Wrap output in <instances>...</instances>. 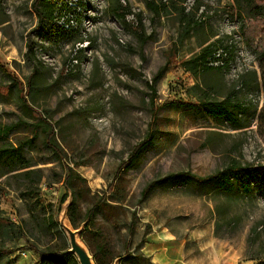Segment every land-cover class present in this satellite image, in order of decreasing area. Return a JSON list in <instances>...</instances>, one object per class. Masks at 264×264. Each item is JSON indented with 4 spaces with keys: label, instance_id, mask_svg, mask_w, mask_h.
<instances>
[{
    "label": "rangeland",
    "instance_id": "obj_1",
    "mask_svg": "<svg viewBox=\"0 0 264 264\" xmlns=\"http://www.w3.org/2000/svg\"><path fill=\"white\" fill-rule=\"evenodd\" d=\"M35 1L0 0V60L25 84L40 67L26 100L0 68V130L14 127L0 136V149L23 143L30 162L14 170L12 158H0V264H40L35 248L70 249L62 225L73 202L66 165L86 179L73 181L80 225L71 224L92 255L103 250L111 264H264V183L246 194L213 183L159 182L140 201L152 181L179 172L207 176L241 151L248 161L264 162L258 116L234 130L200 102L213 89L225 94L244 70L258 68L234 1L148 0L162 7L158 13L147 0H69L78 5L68 31L55 26L52 7L39 27ZM183 7L199 21L186 38ZM212 43L235 47L230 69L187 70L184 61ZM240 95L250 100L258 92ZM40 114L55 124L62 159L46 143ZM161 252L165 261L155 259Z\"/></svg>",
    "mask_w": 264,
    "mask_h": 264
},
{
    "label": "trees",
    "instance_id": "obj_2",
    "mask_svg": "<svg viewBox=\"0 0 264 264\" xmlns=\"http://www.w3.org/2000/svg\"><path fill=\"white\" fill-rule=\"evenodd\" d=\"M184 3L187 0H182ZM238 11V16L241 22V32L246 44L256 54V60L258 68L244 70L232 85V87L225 94H220L219 91L213 89L206 92L201 98V104L208 110L209 114L212 115L216 120L227 121L234 130H242L251 126L246 120L252 115L258 116V127L257 132L264 141V0H233ZM78 5L69 0H36L34 7L39 16V27H41L47 18V8L52 7L50 16L55 20V26L62 28L64 31H68L72 28V21L75 19L70 18L72 11L75 9L74 6ZM149 8L160 13L162 7L153 1L147 0ZM199 8V7H198ZM186 7L182 8L181 19L185 23L183 30V37H189L193 29L199 24V21L192 17L191 11H186ZM114 14L125 24L128 25L126 14L121 13L118 7H114ZM142 22V21H141ZM142 24V23H141ZM142 26V25H141ZM217 44V45H215ZM29 51L32 50V40L28 41ZM220 49H224L228 53L229 58L224 67H212L208 65V59L213 57ZM236 58V51L233 45L222 46L220 43H212L206 46L203 51L196 57L184 61V65L187 70L195 73L198 69L203 71L210 69H230L231 62ZM0 68L3 72L8 74L15 84H19L22 87V96L26 100L36 85V78L40 72L39 64L35 65V68L29 76L27 84L23 83L18 77L13 75L7 66L0 60ZM163 70L159 71L155 77L154 83L151 85L154 92H156L155 83L161 76ZM258 92V95H254V99L247 100L242 95V92ZM261 97V100H257V97ZM262 106L259 108L261 105ZM182 101L177 100L174 103H181ZM173 103V104H174ZM28 104V101H27ZM253 113L250 111L253 110ZM33 111H37L32 107ZM244 115H247L244 118ZM41 116V120L46 124V143L50 145L56 154L62 159L64 154L62 148L56 140V128L55 124L46 117ZM13 125L7 126L4 130H0V136L2 134L8 136L13 131ZM154 136H148V138L140 143L132 152L130 159L120 165L115 179L120 176L121 171L129 166L142 146H146L153 142ZM25 144L20 143L19 145L12 144L11 146L0 149V158L4 155L9 156L16 162L14 170L17 167L27 168L30 162L25 159L23 147ZM68 174L65 178L67 185L73 186V202L70 205L68 216L75 228L80 225L77 219L78 207V190L74 187L75 177L82 181L86 179L75 171L71 165H66ZM113 180V181H114ZM180 181L187 182H199V183H213L220 189L226 192H232L236 189L243 191L246 194H251L254 191L255 185L264 183V162L262 161H248L245 159L242 151L238 155H233L230 162L224 169L217 170L216 172L207 176H199L190 172H179L172 173L160 180L152 181L142 191L141 202L144 201L148 195L154 190L159 182L166 183H177ZM113 184V183H112ZM66 201L64 197L61 203ZM93 215V208H89L87 216ZM135 217L136 212L133 213V218L130 224V233L132 234L135 230ZM35 250L41 254L40 264H80L77 256L72 253L69 248H49L47 250ZM2 250H0V255ZM93 257L96 264H111L108 258L105 256L103 250L93 251Z\"/></svg>",
    "mask_w": 264,
    "mask_h": 264
},
{
    "label": "water",
    "instance_id": "obj_3",
    "mask_svg": "<svg viewBox=\"0 0 264 264\" xmlns=\"http://www.w3.org/2000/svg\"><path fill=\"white\" fill-rule=\"evenodd\" d=\"M63 228L68 234L69 243H70V251L77 256V259L80 264H96L93 255L91 254L89 248L83 246L81 242L78 240L79 238V230L74 227L69 228L64 226L62 222Z\"/></svg>",
    "mask_w": 264,
    "mask_h": 264
},
{
    "label": "built area",
    "instance_id": "obj_4",
    "mask_svg": "<svg viewBox=\"0 0 264 264\" xmlns=\"http://www.w3.org/2000/svg\"><path fill=\"white\" fill-rule=\"evenodd\" d=\"M229 58V55L227 52H225L224 49H220L216 54H214L213 57H210L208 59V65L212 67H224L226 65V62ZM233 64V61L231 62V66Z\"/></svg>",
    "mask_w": 264,
    "mask_h": 264
},
{
    "label": "bare ground",
    "instance_id": "obj_5",
    "mask_svg": "<svg viewBox=\"0 0 264 264\" xmlns=\"http://www.w3.org/2000/svg\"><path fill=\"white\" fill-rule=\"evenodd\" d=\"M62 222L64 224V226H67L69 228H72V224H71V221L69 220V218L67 217V212L64 211L63 215H62ZM78 240L81 242V244L83 246H85L87 248V245L83 242V240L79 237ZM155 259L158 260V261H165V255L163 252L161 253H157L156 256H155Z\"/></svg>",
    "mask_w": 264,
    "mask_h": 264
}]
</instances>
